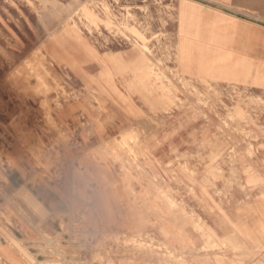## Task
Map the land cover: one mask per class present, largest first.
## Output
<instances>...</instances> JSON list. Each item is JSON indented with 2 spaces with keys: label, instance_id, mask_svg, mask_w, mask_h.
Masks as SVG:
<instances>
[{
  "label": "crops",
  "instance_id": "obj_1",
  "mask_svg": "<svg viewBox=\"0 0 264 264\" xmlns=\"http://www.w3.org/2000/svg\"><path fill=\"white\" fill-rule=\"evenodd\" d=\"M176 20L182 76L264 101V0H178ZM103 61H94L97 71L81 74L86 99L54 113L68 140L53 131L45 145L61 153V177L43 180L36 160L18 150L15 166L5 164L0 188L7 196L27 188L54 216L45 223L33 217L50 228L52 239L68 224H82L88 213L91 231L149 234L186 255L188 264H264V111L247 127L258 138L235 142L217 139L212 124L203 123L194 107L157 121L149 111L142 117L117 73L112 79L104 76ZM138 133L139 139L134 137ZM250 145L257 154L244 153ZM234 147L244 152L233 155ZM108 148H121L116 162L133 168L113 165L101 153ZM84 162L93 164L89 171L95 179L86 206L75 197L73 171ZM138 164H146V171L139 173ZM170 164L177 166L172 170ZM173 172L184 185L175 187ZM141 176L149 180L143 183ZM169 187L179 193L172 203L165 198ZM189 189L199 200L188 197ZM6 202L0 196V211H6ZM16 225L38 258L46 257L40 253L48 239L31 230L27 219Z\"/></svg>",
  "mask_w": 264,
  "mask_h": 264
},
{
  "label": "rangeland",
  "instance_id": "obj_2",
  "mask_svg": "<svg viewBox=\"0 0 264 264\" xmlns=\"http://www.w3.org/2000/svg\"><path fill=\"white\" fill-rule=\"evenodd\" d=\"M177 2L0 0V73L4 77L0 82V181H6L5 164L15 166L13 153L18 150L36 160L43 169V180L61 177L65 168L61 153L45 144L52 139L53 131H58L64 140L68 135L59 130L53 116L63 107L86 99L81 74L100 69L94 62L98 60H104L106 78L112 79L117 73L125 90L135 98L142 117L149 111L150 119H162L176 109L194 107L203 123L212 124V134L217 139L235 142L258 138L257 132L247 127L257 120L259 110L264 111V101L247 92L182 76L178 68ZM139 134L134 137L139 139ZM120 149L108 148L101 153L113 160V165L129 171L133 164L116 162ZM245 150L250 155L258 153V148L251 145ZM243 152L241 147L231 148L233 155ZM90 165L93 164L79 163L73 169L75 197L85 206L95 182ZM175 166L170 164L172 170ZM146 167L138 164L137 170L145 172ZM173 175L175 187L184 185L175 172ZM140 178L143 183L149 180L147 176ZM174 188H168L169 198L165 196L170 203L175 201L172 196L179 194ZM16 193L7 196L0 188V196L7 201L6 211H0V264H33L30 259L38 264H67L60 254L49 256L47 245L40 253L46 257L38 258L28 243L31 240L23 239L16 220L27 219L29 228L36 229L41 239L51 240L50 228L41 223L54 216L47 209L44 215L38 213ZM187 195L199 200L194 189H189ZM87 214L82 224L73 227L74 232L93 240L92 253L89 251L84 264L189 262L186 255L149 234L95 233L87 224ZM33 217L41 223H35ZM2 230L10 233L15 242ZM57 247L64 253L59 244Z\"/></svg>",
  "mask_w": 264,
  "mask_h": 264
},
{
  "label": "built area",
  "instance_id": "obj_3",
  "mask_svg": "<svg viewBox=\"0 0 264 264\" xmlns=\"http://www.w3.org/2000/svg\"><path fill=\"white\" fill-rule=\"evenodd\" d=\"M79 224L78 221L68 224L65 228H62L60 236L57 238L47 240V248H49V256L60 254L67 264H84L86 257L90 251L91 240L84 238L78 232H74L73 227ZM70 232L72 234H65ZM64 235V236H63ZM57 244L64 249V253L60 252ZM59 247V248H60Z\"/></svg>",
  "mask_w": 264,
  "mask_h": 264
},
{
  "label": "bare ground",
  "instance_id": "obj_4",
  "mask_svg": "<svg viewBox=\"0 0 264 264\" xmlns=\"http://www.w3.org/2000/svg\"><path fill=\"white\" fill-rule=\"evenodd\" d=\"M18 196L24 198V200H26V202H28V204H30V206H33L34 208H36L38 213H41L42 215H44V206H42V204H40L35 197L33 196V194L25 187H22L20 189L17 190L16 193ZM3 235H5V237H7L8 239H10L11 241L15 242V239L11 236L10 233H8L7 231L2 230ZM19 246V245H18ZM19 248H22L21 246H19ZM28 258L29 255H28ZM31 262H33V264H38L36 260L34 259H30Z\"/></svg>",
  "mask_w": 264,
  "mask_h": 264
}]
</instances>
